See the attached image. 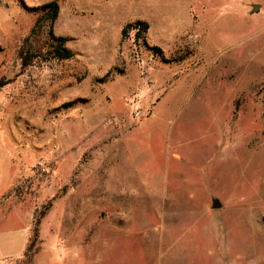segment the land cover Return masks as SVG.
Wrapping results in <instances>:
<instances>
[{"label": "rangeland", "instance_id": "rangeland-1", "mask_svg": "<svg viewBox=\"0 0 264 264\" xmlns=\"http://www.w3.org/2000/svg\"><path fill=\"white\" fill-rule=\"evenodd\" d=\"M49 1L0 0V264L41 214L32 264H264V0H56L67 60Z\"/></svg>", "mask_w": 264, "mask_h": 264}, {"label": "trees", "instance_id": "trees-1", "mask_svg": "<svg viewBox=\"0 0 264 264\" xmlns=\"http://www.w3.org/2000/svg\"><path fill=\"white\" fill-rule=\"evenodd\" d=\"M33 10H40L43 14H45L46 19L49 24V34H50V40L48 42V55L50 58H54L57 60H67L70 59L73 54L69 49L65 47V43L67 39L62 36H54L52 33V25L55 22V20L58 17L59 13V4L56 0L49 1L47 3H44L38 7H34ZM148 30V24L144 21L136 20L134 22L126 24L121 29V38H124L131 32L133 33V36L135 39L142 38L143 35ZM153 50L157 53L160 52V50L157 47H153ZM35 56V55H33ZM30 61V55H24L22 57V64L27 65ZM1 86V85H0ZM43 214L39 215L38 218L35 219L32 233L29 239V242L23 252L22 258H21V264H32L34 255L37 252V243H38V225L40 223V219L42 218Z\"/></svg>", "mask_w": 264, "mask_h": 264}, {"label": "water", "instance_id": "water-1", "mask_svg": "<svg viewBox=\"0 0 264 264\" xmlns=\"http://www.w3.org/2000/svg\"><path fill=\"white\" fill-rule=\"evenodd\" d=\"M258 8V5L254 4L252 5V11L255 12ZM221 207V203L216 197H211V208L212 209H218Z\"/></svg>", "mask_w": 264, "mask_h": 264}]
</instances>
